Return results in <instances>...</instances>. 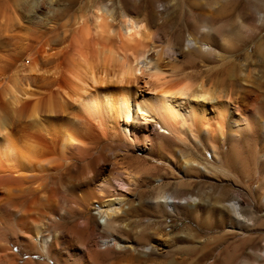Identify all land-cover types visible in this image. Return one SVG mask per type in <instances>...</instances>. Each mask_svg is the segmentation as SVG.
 Returning a JSON list of instances; mask_svg holds the SVG:
<instances>
[{
  "label": "bare ground",
  "instance_id": "obj_1",
  "mask_svg": "<svg viewBox=\"0 0 264 264\" xmlns=\"http://www.w3.org/2000/svg\"><path fill=\"white\" fill-rule=\"evenodd\" d=\"M189 8L200 21L190 24L181 43L163 47L164 59L136 18L124 14L122 29L114 31L95 10L93 27L82 29L63 60L52 62L49 46L30 59V82L19 88L25 98L11 93L8 100L2 94L0 264L157 259L166 217L188 211L197 224H205L212 194L201 191V180L194 182L195 192L171 191L165 188L167 176L154 178L131 159L158 156L200 179L209 177V170L183 163L190 154L180 142L211 152L222 166L233 143L251 134L263 142L264 163V110L256 105L264 98V59L247 55L246 62L236 63L255 37H263L264 11L234 14L204 2ZM110 33L117 36L113 45ZM184 58L201 67H218L226 58L233 64L215 72L178 71ZM140 78L154 79L142 100L133 88ZM227 83L239 89L225 88ZM168 141L179 148L169 151ZM229 205L238 209L237 202ZM213 210L219 218L228 216L223 205ZM25 254L36 258L24 259Z\"/></svg>",
  "mask_w": 264,
  "mask_h": 264
},
{
  "label": "rangeland",
  "instance_id": "obj_2",
  "mask_svg": "<svg viewBox=\"0 0 264 264\" xmlns=\"http://www.w3.org/2000/svg\"><path fill=\"white\" fill-rule=\"evenodd\" d=\"M196 2L227 7L232 12L234 10V14L241 12L244 15H252L258 11H264V0H0V99H3L2 94L5 93L4 96L10 98L8 100H11V93L22 96L21 87L26 88L27 82L31 79V75L27 72L30 59L41 55L47 46H49V52H54L51 57V60H54L52 62L63 60L67 54L69 55L75 39L84 31L86 32L87 27L88 29L93 27V17L98 11L103 12L107 23H112L108 25L114 31L122 29L120 25H123L121 19L124 14L127 15L126 17L136 18L135 21L139 25L143 23L142 34L150 33L148 38L156 45H160L159 52L163 55L165 45L181 43L187 35L190 24L200 21L189 8V4L197 6ZM227 23H223L222 27L227 29L230 26V24L226 26ZM86 25L92 27H86ZM262 26L264 27V22ZM110 34V37L107 36L109 42L106 39L105 41L113 45L117 36L115 33ZM257 37L240 52L241 57L237 60V64L246 62L247 55L264 59V33L263 37ZM164 57L163 55V59ZM166 61L161 63L166 64ZM44 62L48 63V60ZM200 64L199 61L184 58L177 66L178 71L192 72L211 68L210 71L215 72L217 69L230 66L233 62L230 58H226L218 67H201ZM166 69L169 68L166 67ZM148 81L151 82L154 79L140 78L133 85V88L137 89L136 97L140 100L151 93L152 83H147ZM229 85L227 83L225 88L239 89L238 85ZM12 88L16 90L8 91ZM22 97L25 98V96ZM256 105L264 110V98H260ZM209 106H211L210 103ZM215 110L211 108V112H208L213 127L214 118H216ZM259 140L254 135L246 134L238 142H234L226 157L225 165L222 166L214 160L211 152L180 142L185 147L186 153L190 154L184 158L185 160L182 159L183 163L200 164L209 170V177L202 176L200 179L194 171L191 172L192 174L185 175L184 168L178 171L174 165L160 160V157L143 155L136 150V153L142 154L149 161L131 159L132 163L136 161L135 167L144 166V170H151L147 172L151 174L153 172L154 178L167 176L170 180L166 181L169 184L165 188L171 191L181 189L195 192L198 186L194 182L201 180L205 182L200 186L201 191L212 194L208 203L209 213L203 218L205 224H197L196 219L188 211H183L178 216L166 217L167 226L163 229L159 257L157 259L148 257L146 258L148 261L145 260L143 264H264V163L259 158V148L263 144L262 140L260 143ZM120 145L123 146V144L116 146L120 147ZM167 146L171 152L179 148L171 141L167 142ZM141 169L144 172L143 168ZM147 172L145 171V174ZM180 181L183 182L181 185L178 183ZM231 202H237V210L229 205ZM217 205H223L226 208L227 217L217 216L213 210ZM30 257L35 256L24 255V259Z\"/></svg>",
  "mask_w": 264,
  "mask_h": 264
}]
</instances>
